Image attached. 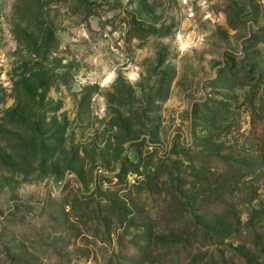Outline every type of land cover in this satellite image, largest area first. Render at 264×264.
<instances>
[{
  "label": "rangeland",
  "instance_id": "obj_1",
  "mask_svg": "<svg viewBox=\"0 0 264 264\" xmlns=\"http://www.w3.org/2000/svg\"><path fill=\"white\" fill-rule=\"evenodd\" d=\"M172 180L264 264V0H0V264H133Z\"/></svg>",
  "mask_w": 264,
  "mask_h": 264
},
{
  "label": "trees",
  "instance_id": "obj_2",
  "mask_svg": "<svg viewBox=\"0 0 264 264\" xmlns=\"http://www.w3.org/2000/svg\"><path fill=\"white\" fill-rule=\"evenodd\" d=\"M204 170H207V168H204ZM176 181L172 180L174 194L172 201H170L172 203L171 209L166 214L165 222L158 226V223L153 225L152 219L149 218L140 221L145 223L141 228L147 235V243H145L144 247L139 251L140 253H138V255L141 256V260L132 263L175 264L174 259L178 254L182 253L185 259L183 258L184 261L180 260V256L176 261L178 264H234L233 261L235 260L227 259L226 255L228 251L236 250L233 249L234 242H238L239 245L242 246L241 249L243 251V234L241 227H239L241 224L239 222L240 219L237 208L228 203L220 206V204L217 203L210 204L201 201L199 204H194L196 205L194 210H188L187 205H189V203L186 201L182 202L179 199L180 197L177 196L181 191L182 184H175ZM168 190H170V188H166V192H168ZM199 197H202V194H199L198 198ZM90 204V200H84L83 209L84 207L85 209L82 215H88V219L93 218V209L91 212L87 211L91 208ZM113 206L109 208V211L114 209L115 212H117V217L120 218L118 213L121 214V211L118 210L119 208ZM101 209L102 206L97 204V210L101 211ZM226 217H228L227 220L229 224H226L223 228L218 222L216 225L215 223L211 224V219ZM132 218L133 221L137 220V223H139L138 217L136 218L132 215ZM96 220L94 225H105V231L111 236L112 232L110 233V225L106 227L109 221L102 220L101 218ZM205 222H209L210 224H206ZM96 229L99 231V227H96ZM98 233L93 230V235H96V237H100ZM254 246L253 244V247ZM175 250H177L175 256L170 255L173 254ZM160 253L162 254L160 255ZM168 256L170 259L169 262L166 261ZM239 257H241V255H239ZM118 261V264H123L121 260ZM111 264H113V261H111Z\"/></svg>",
  "mask_w": 264,
  "mask_h": 264
},
{
  "label": "built area",
  "instance_id": "obj_3",
  "mask_svg": "<svg viewBox=\"0 0 264 264\" xmlns=\"http://www.w3.org/2000/svg\"><path fill=\"white\" fill-rule=\"evenodd\" d=\"M188 15H189V17H190V18H192V17H193V15H194V13L191 11V12H189V14H188Z\"/></svg>",
  "mask_w": 264,
  "mask_h": 264
}]
</instances>
